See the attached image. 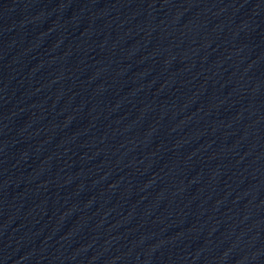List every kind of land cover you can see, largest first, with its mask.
I'll list each match as a JSON object with an SVG mask.
<instances>
[{
  "label": "water",
  "instance_id": "water-1",
  "mask_svg": "<svg viewBox=\"0 0 264 264\" xmlns=\"http://www.w3.org/2000/svg\"><path fill=\"white\" fill-rule=\"evenodd\" d=\"M0 264H264V0H0Z\"/></svg>",
  "mask_w": 264,
  "mask_h": 264
}]
</instances>
